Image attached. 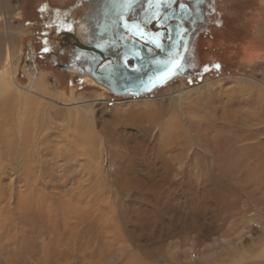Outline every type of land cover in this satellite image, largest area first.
Segmentation results:
<instances>
[{
  "label": "rangeland",
  "instance_id": "rangeland-1",
  "mask_svg": "<svg viewBox=\"0 0 264 264\" xmlns=\"http://www.w3.org/2000/svg\"><path fill=\"white\" fill-rule=\"evenodd\" d=\"M76 1L6 0L9 17L0 11L1 33L7 34L6 46L18 60L15 78L21 85L29 81L30 43L36 49L33 61L47 75V86L39 93H61L67 102L80 95L107 99L95 103L92 121L72 105L51 106L38 95L33 98L48 105L40 107V114L22 116L23 110H17L24 104L17 94L9 90L0 95V264H230L264 229L254 200L264 206V0H216V12L208 30L204 28L210 41L203 50L208 59L196 62L191 79L176 78L138 96L90 84L77 66L72 67L70 55L64 54L58 63L49 60L39 35L56 34L49 23L34 24L38 9L46 8L47 17L57 9L56 28L63 31L77 16ZM48 45L59 49L55 41ZM244 75L259 83L248 85L251 81ZM209 78L214 80L211 87H197L184 96L182 105L171 102V89L198 86ZM130 79L135 87L146 84L138 73ZM147 97L157 100L139 117L114 103L135 98L132 104L139 105ZM3 106L7 109L2 112ZM175 116L185 127L175 129ZM162 155L170 164L169 173L162 167ZM164 173L168 178L158 177ZM157 185L167 191L155 190ZM216 185L234 188L236 205L230 207L231 224L220 221L222 228L203 239L205 243L187 234L191 214L182 209L184 201L160 211L172 190L191 193ZM253 189L257 198L248 194ZM236 219L242 224L235 225ZM249 223L250 231L244 229ZM232 226L238 236L230 233ZM224 233L229 235L224 238ZM234 237L240 247L236 250L227 240Z\"/></svg>",
  "mask_w": 264,
  "mask_h": 264
},
{
  "label": "flooded vegetation",
  "instance_id": "flooded-vegetation-1",
  "mask_svg": "<svg viewBox=\"0 0 264 264\" xmlns=\"http://www.w3.org/2000/svg\"><path fill=\"white\" fill-rule=\"evenodd\" d=\"M155 3L156 0H153V7L149 8L148 0H138L131 11H125L120 6L121 0H77L74 6L79 9L75 13L79 19L73 18L63 31L56 28L58 10H51L52 14L47 17L48 11L40 6L39 16L34 24L40 26L49 23L51 33L56 34L53 38L43 32L39 35L42 47L48 49L46 53L50 56V61L58 63L64 54L66 57L70 55L75 61H72L75 63L72 67L77 66L83 76L92 75L99 79L112 93L117 94L114 88L120 71L126 66L134 67L140 58L146 57L142 46L151 58L163 54L169 59L179 52L185 60L182 70L174 77L191 79L194 71L189 69L186 53L190 49V55L193 46L191 47L192 40L189 43L188 37L194 34L195 38L205 35L204 28L208 30L210 19L216 12V0H161L158 16L153 15L157 11ZM181 4L184 8H181ZM204 16L206 23H202ZM133 20L140 25L143 36H137L134 31L125 27V21L130 25ZM80 27H84L83 34L79 32ZM156 37L159 38V47L152 42ZM50 41L53 44L55 41L59 49L49 46ZM64 66L70 68L71 65L66 63ZM175 78L171 77L169 81H174Z\"/></svg>",
  "mask_w": 264,
  "mask_h": 264
},
{
  "label": "bare ground",
  "instance_id": "bare-ground-1",
  "mask_svg": "<svg viewBox=\"0 0 264 264\" xmlns=\"http://www.w3.org/2000/svg\"><path fill=\"white\" fill-rule=\"evenodd\" d=\"M7 2L6 0H0V11H4L5 14L7 15L6 17H9V12L8 8H7ZM1 13V12H0ZM207 19L204 16L202 23H206ZM84 29V27H80L79 32L80 34H83L84 31H82ZM198 34V33H197ZM196 35V34H194ZM7 34L2 35L1 33V28H0V95H2L4 92L9 91L10 93H12L14 96H18V102H21V104H24V107L20 106L18 108L17 111L21 112L23 110V112L20 113V115L25 116L26 113H33L40 111L41 109L40 107L43 105H46L47 103L43 104V100H37L33 98V95H38L40 98L42 99H46L48 100V103H51L52 105H59L62 106L64 108H69L71 105L74 106L75 110H77L79 113H82V115H84L87 119L90 118L92 119V121L96 118L95 117V110H94V105L97 102H107V99L104 98L102 95H97L95 96L94 99L92 100H88L85 98V96L80 95V96H74L70 99V102H67L64 100L63 95L61 93H56L54 96H47L45 93H39V90H42V88H46L47 86V75H46V71L45 70H39L37 65L35 64V62L33 61L34 57L36 56V49L33 46V44H28V59L31 60V63L29 65H27V71H28V77H29V81L26 85H21L15 78L17 70H18V60H15L14 58V52H13V48L12 47H8L6 46L8 44L7 40ZM191 38H195V36H191L188 37L189 43L191 41ZM195 40V41H194ZM194 40H192V42L194 41L195 44H193V47L191 49V59L193 63V65L196 64V62L199 60L201 62H205L207 56L204 55L203 50L206 48L208 49L210 47V41H207V38L204 37V35L201 36H197ZM187 45L188 42H186ZM181 45V42H180ZM192 45V44H191ZM193 50V51H192ZM204 55V56H203ZM208 59V58H207ZM168 60V59H167ZM183 60V58H182ZM191 65V64H190ZM247 76V75H244ZM84 77H86L87 81L90 84H95V85H100L103 86L105 85L104 83L100 82L99 79L93 77L92 75H85ZM176 77V76H175ZM173 76V78H175ZM248 79L251 81L248 85L255 84L258 81H256V79L252 76H247ZM181 78V77H180ZM176 79V78H175ZM170 79H168L166 82H168ZM248 80V81H249ZM214 80L209 78L206 79L201 85L198 86H185L181 85V87L176 88V89H171L169 92L170 95V99L172 103L181 104L182 105V100L184 98L185 95L188 94H194V89H196L197 87H202L200 88L201 90L204 87H211L213 85ZM165 82V83H166ZM164 83V84H165ZM259 83V82H258ZM163 84V85H164ZM264 87V83H261ZM15 85L17 88H15ZM259 85V84H258ZM107 86V85H105ZM254 86V85H253ZM253 86H251L253 89H255ZM257 86V85H256ZM261 86V85H259ZM257 86V87H259ZM11 88V89H10ZM250 88V87H248ZM262 88V87H261ZM47 90V89H46ZM154 89L149 90L146 93H150L152 92ZM200 91V90H199ZM260 91V90H259ZM45 92V91H44ZM260 92H264V88L260 91ZM259 92V93H260ZM145 94V93H144ZM262 94V93H261ZM264 95V94H262ZM134 96V95H132ZM191 96V95H190ZM261 97V96H260ZM11 98V97H10ZM188 98V97H186ZM135 98H127L124 100H115L114 103L117 104H124L126 107H128V113L131 116H135V117H139L141 114L149 112L148 110L152 107V105H155L154 101L157 100L156 98H151V97H147V98H138L141 99L142 103L137 105V104H132ZM181 99V100H180ZM180 100V101H179ZM171 103V104H172ZM157 104V103H156ZM175 104V107H176ZM20 105V104H19ZM48 105V104H47ZM46 105V106H47ZM115 105V106H116ZM12 107V105H10ZM50 106V105H49ZM71 106V107H72ZM160 107H162L160 105ZM159 107V108H160ZM43 108V107H41ZM45 108V107H44ZM43 108V109H44ZM57 108V107H56ZM67 108V109H68ZM120 108V107H119ZM174 108V107H173ZM7 106H3V110H6ZM63 109V108H60ZM72 109V108H71ZM70 109V110H71ZM118 109V107L116 108ZM125 109V108H124ZM178 109V108H177ZM182 109V107H181ZM190 109V108H188ZM1 111V110H0ZM16 111V112H17ZM43 111V110H42ZM46 111V109H45ZM55 111V110H54ZM53 111V112H54ZM60 111V110H58ZM76 111V112H77ZM152 111V110H151ZM154 111V110H153ZM156 111V110H155ZM173 111V110H172ZM11 112V111H10ZM15 112V111H14ZM17 112V113H19ZM48 112V111H47ZM46 112V113H47ZM68 112V110H67ZM119 112V111H118ZM179 111L176 110V113L178 114ZM184 112V111H183ZM39 113V112H38ZM43 113V112H42ZM55 113V112H54ZM63 113H66L65 111ZM62 113V114H63ZM188 112L185 113V118H189L191 115L187 114ZM40 114V113H39ZM77 114V113H76ZM175 114V115H177ZM27 115V114H26ZM38 115V114H37ZM49 115V113H48ZM64 115V114H63ZM68 115V114H67ZM70 115V113H69ZM121 115V114H120ZM129 115V116H130ZM149 115V114H148ZM179 115V114H178ZM28 116V115H27ZM78 116V114L76 115ZM123 116V115H121ZM126 116V115H125ZM128 116V117H129ZM57 118V116H55ZM69 117V116H68ZM120 117V116H119ZM176 117V116H175ZM174 117V118H175ZM182 117V115L180 116ZM26 118V117H25ZM73 118V117H72ZM75 119H77L74 116ZM83 118V117H82ZM177 118V117H176ZM184 118V119H185ZM196 118V117H194ZM50 119H52L50 117ZM49 119V120H50ZM68 119V118H67ZM121 119V118H120ZM123 119V118H122ZM124 120V119H123ZM195 120V119H194ZM75 122H77L76 120H74ZM88 121V120H87ZM91 121V120H90ZM175 121L172 120V122ZM178 121V122H177ZM177 121H175L176 123V128H180L184 126V124L182 122H180L177 118ZM185 121V120H184ZM187 122V121H186ZM192 122V121H191ZM91 123V122H90ZM173 123V124H175ZM198 123V122H197ZM52 124V123H51ZM170 124V123H169ZM172 124V123H171ZM179 124V125H178ZM196 124V123H195ZM178 125V126H177ZM168 125H166L167 127ZM173 125H171L172 127ZM196 126H198L196 124ZM170 127V125H169ZM185 127V126H184ZM187 127V126H186ZM46 128V126H45ZM174 128V126H173ZM181 128V130H182ZM196 128V127H194ZM47 129V128H46ZM49 129V128H48ZM148 129V128H147ZM186 129V128H185ZM184 129V130H185ZM178 130V129H177ZM176 130V132H178ZM149 131V130H148ZM170 131V130H169ZM187 131V130H186ZM171 132H173V130H171ZM175 133V131L173 132V134ZM184 133V131H183ZM182 133V134H183ZM186 133V132H185ZM178 134H181L180 132ZM183 135H187V134H183ZM183 135H178L180 137H183ZM48 137V136H47ZM169 137V136H168ZM185 137V136H184ZM174 138V137H173ZM179 138V137H178ZM176 139V138H175ZM186 139V137H185ZM188 139V138H187ZM186 139V140H187ZM181 140V139H180ZM169 141V140H168ZM137 143V141H136ZM139 143V142H138ZM137 143V144H138ZM175 143V142H173ZM187 143V141H186ZM144 146V145H143ZM148 146V145H147ZM215 146V145H214ZM167 147V146H166ZM137 148V147H136ZM142 148V147H141ZM169 148V147H168ZM162 149V148H161ZM166 150V149H165ZM179 153H175L173 154V156L175 158H179L180 155ZM182 155V154H181ZM172 157V156H171ZM173 157V158H174ZM161 160H163V166L164 170L166 171V173H169V165L168 164V159H166V157L164 155H162V157L160 156ZM181 159V158H180ZM174 160V159H173ZM182 160V159H181ZM175 161V160H174ZM171 163V162H170ZM178 163V162H177ZM180 163V161H179ZM168 164V165H167ZM181 164V163H180ZM173 166V165H171ZM181 166V165H180ZM171 169H173L171 167ZM262 170V169H260ZM157 173V172H156ZM166 173H164V175H160L158 176L157 174H155V176H158L159 178H163L166 179L168 178ZM258 173V172H257ZM261 174V173H260ZM239 175V174H238ZM252 176V174H250ZM187 178V176L185 177ZM261 178V177H260ZM192 179V178H191ZM258 180V179H257ZM159 181V180H158ZM181 181V180H180ZM160 182V181H159ZM189 182V181H188ZM206 182V181H205ZM252 182V181H251ZM256 182V181H255ZM187 183V182H186ZM193 183V182H192ZM224 183V182H223ZM152 184V183H151ZM165 184V183H164ZM163 184V185H164ZM177 184V183H175ZM191 184V183H190ZM235 184V183H234ZM232 184V186L234 185ZM243 184V183H241ZM251 186L254 185V183H250ZM153 185V184H152ZM163 185L161 186H153V188L159 189L160 191H167L165 190L166 187H163ZM178 185L181 186V184H179L178 181ZM200 185V184H199ZM210 185V184H209ZM248 185V184H246ZM148 186V185H147ZM229 186V185H228ZM249 186V185H248ZM249 186V188L251 187ZM179 186H177L178 188ZM184 187H186V184L184 183ZM255 187V186H254ZM201 188V187H200ZM248 188V189H249ZM147 189V188H146ZM255 189L251 190V192H249L248 190V194L250 197L253 198L256 197L254 193H252ZM191 191V190H190ZM171 192H174L173 190L168 192L167 194V201L168 203L166 205H164V207L160 210L162 213H164L165 211H169L170 209H174L175 205L177 203H179V205L182 204V201H184L186 204L185 208H182L183 210L190 212V218L191 221H188V228H185V230H187V234L189 233H194L195 235V241H197L199 244L205 243L202 240L203 239H209L211 238L212 235H214L216 233V231H218L220 228H222L223 224H220V221H223V223H226L228 221H230L231 215L233 216V214L230 213V207L236 205V190H234V188H230V187H225V186H221V185H216V186H205V188L203 187L202 189H195L193 192H188L187 190H181V188L178 189V191L176 190V192L174 194H172ZM164 193V192H163ZM162 193V194H163ZM190 193V194H189ZM239 193V192H238ZM150 196V195H149ZM154 196V195H153ZM152 197V196H151ZM162 198V197H161ZM257 198V197H256ZM146 199V198H145ZM160 199V198H159ZM256 200V212L258 214H260L259 217L264 218V206H260V201L258 199H254ZM156 202V201H155ZM162 205V204H161ZM154 206V205H153ZM180 208V207H179ZM181 209H179L180 211ZM176 215V214H175ZM174 215V217H175ZM238 215V214H237ZM163 216V214H162ZM163 218V217H162ZM254 217H251V220H253ZM250 220V221H251ZM166 221V220H164ZM176 221V220H175ZM235 221V220H234ZM231 224V221H230ZM241 225L242 223L239 222L238 219H236V223L235 225ZM172 225V224H171ZM237 227L232 226L230 233H233L235 236H238L240 234V232H237ZM245 230L250 231L251 230V224L249 223L248 225L244 226ZM258 230V229H257ZM166 231V230H164ZM168 231V230H167ZM181 232V231H179ZM167 233V232H166ZM169 234V232H168ZM228 234H223V237L226 238ZM211 240V239H210ZM229 242L232 243L231 247L232 249L236 250L239 247V245L237 243H235V237L232 239H227ZM227 240H225L227 242ZM254 240V244L249 245L245 248L244 252L240 253V254H236L235 257L233 258V260L231 261L230 264H264V229L261 228V231L259 233V236L257 238H253ZM209 241V240H208Z\"/></svg>",
  "mask_w": 264,
  "mask_h": 264
},
{
  "label": "water",
  "instance_id": "water-1",
  "mask_svg": "<svg viewBox=\"0 0 264 264\" xmlns=\"http://www.w3.org/2000/svg\"><path fill=\"white\" fill-rule=\"evenodd\" d=\"M142 51L143 54L145 53L144 55H146L145 58H140L134 67L130 68L126 66L124 70L120 71L117 78V85L114 88L117 94L138 96L165 83H161L157 78L163 73L165 64L169 59L163 54H160L156 58H151L148 56V52H146V48L143 46ZM137 73L141 74L146 80V84L143 87H135V83L130 79L131 75ZM153 82L156 86L148 87Z\"/></svg>",
  "mask_w": 264,
  "mask_h": 264
},
{
  "label": "snow or ice",
  "instance_id": "snow-or-ice-1",
  "mask_svg": "<svg viewBox=\"0 0 264 264\" xmlns=\"http://www.w3.org/2000/svg\"><path fill=\"white\" fill-rule=\"evenodd\" d=\"M160 2L161 0H156L155 3V7L157 9L156 12L153 13V15H159V7H160ZM169 2H174V0H169ZM138 3V0H121V4L120 6L125 10V11H131L135 4ZM148 4H149V8L153 7V0H148ZM181 8H184V5L181 4ZM121 19H123V16H121ZM125 27L129 28V31H134L135 34L137 36H143L144 32L143 30L140 28V25L138 23L135 22V20H133V22L129 25L127 21H125ZM179 35V33H178ZM159 38L156 37L153 39V43L157 44V47H159V42H158ZM48 49L45 48L44 51H47ZM215 68L219 69V65H214ZM183 68V64H182V57L180 55L179 52L175 53L173 56H171L169 58V60L166 62L165 64V69L163 71V73L158 76V80L161 83L166 82L168 79H170L171 77L177 75ZM204 71H209V69L207 67H205ZM156 84L153 82L151 83L148 87H155Z\"/></svg>",
  "mask_w": 264,
  "mask_h": 264
},
{
  "label": "crops",
  "instance_id": "crops-1",
  "mask_svg": "<svg viewBox=\"0 0 264 264\" xmlns=\"http://www.w3.org/2000/svg\"><path fill=\"white\" fill-rule=\"evenodd\" d=\"M196 33H197V32H196ZM193 36H195V35H192V37H193ZM191 40H193V38H191ZM194 41H195V40H194ZM194 41L192 42L191 47L193 46ZM186 49H187V48H186ZM187 52H188V51H187ZM189 53H190V49H189ZM189 53H188V54L186 53V56H187V58H188L187 61L189 62V64H191V65H188V66H190V67H189L190 70H193V71L195 72V71H197V68H196L197 65H193L192 63H190V56H191V55H189ZM213 54H214V52L212 53V56H213ZM212 58H213V57H212ZM191 62H192V60H191ZM198 66H199V65H198Z\"/></svg>",
  "mask_w": 264,
  "mask_h": 264
},
{
  "label": "built area",
  "instance_id": "built-area-1",
  "mask_svg": "<svg viewBox=\"0 0 264 264\" xmlns=\"http://www.w3.org/2000/svg\"><path fill=\"white\" fill-rule=\"evenodd\" d=\"M28 50H29V49L27 48L26 53L28 52Z\"/></svg>",
  "mask_w": 264,
  "mask_h": 264
}]
</instances>
